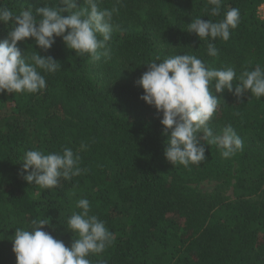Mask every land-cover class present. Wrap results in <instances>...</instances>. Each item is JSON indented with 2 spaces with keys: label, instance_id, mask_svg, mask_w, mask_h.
<instances>
[{
  "label": "trees",
  "instance_id": "16d2710c",
  "mask_svg": "<svg viewBox=\"0 0 264 264\" xmlns=\"http://www.w3.org/2000/svg\"><path fill=\"white\" fill-rule=\"evenodd\" d=\"M262 4L222 0L221 14L209 16L208 0H98L99 10L113 12V31L107 55L101 49L96 61L77 55L61 37L47 51L31 37L18 42L22 52L52 56L61 66L55 73L41 70L46 89L38 93H0V264H17L11 237L33 219H47L43 230L70 246L76 237L66 223L82 211L76 207L81 198L114 237L102 254L88 257L92 264H264V97L246 92L238 99L213 87L220 100L209 127L219 136L231 124L243 150L225 159L201 140L206 160L184 167L167 160L171 130L163 133L162 113L141 99L136 83L148 70L145 63L177 54L232 68L237 76L264 68ZM44 6L45 0H0L14 14ZM78 6L88 7L85 0ZM230 8L239 10L240 23L228 41H202L187 31L192 19L216 22ZM12 27L0 22V39ZM209 42L218 49L214 57ZM5 102L11 111H3ZM65 148L79 155L80 175L61 178L53 189L21 175L27 150ZM206 180L232 188L234 198L199 191L195 185Z\"/></svg>",
  "mask_w": 264,
  "mask_h": 264
},
{
  "label": "clouds",
  "instance_id": "9594fccd",
  "mask_svg": "<svg viewBox=\"0 0 264 264\" xmlns=\"http://www.w3.org/2000/svg\"><path fill=\"white\" fill-rule=\"evenodd\" d=\"M46 6L35 10H21L19 14L0 7V22H11L12 29L0 39V93L35 94L46 89L44 73H55L61 64L52 56H43L38 51L26 54L18 42L34 38L44 51L51 49L56 37H61L69 49L77 55L88 54L93 61L101 58L111 40L113 12L99 10L98 0H85L87 8L78 6L79 0H59L64 7ZM212 5L209 16L221 14L222 0H208ZM69 13L64 15V13ZM240 23V12L230 8L222 20L192 19L187 31L195 32L200 40L230 39V32ZM208 55L216 56L218 49L208 43ZM148 70L137 80L144 90L141 99L162 113L161 124L167 140L165 156L173 165L200 164L206 160L205 141L215 145L222 158H230L243 150V142L231 124L223 128L222 135H214L209 121L216 113L219 98L213 94L225 89L239 99L246 92L256 98L264 97V68L245 69L238 76L234 69H215L197 56L177 54L145 63ZM237 81L233 90V81ZM203 134L202 136L200 134ZM21 175L29 183L43 189L58 187L61 178L70 180L81 174L80 157L71 148L62 153H47L42 150H27L23 156ZM30 170V171H29ZM74 195V194H73ZM80 212H73L66 225L75 234L70 246L43 230L47 219H33L30 228H15L11 237L17 264H92L90 255H100L113 242V234L97 216L90 215L87 198L76 201ZM3 237L0 236V239ZM106 264V261H101Z\"/></svg>",
  "mask_w": 264,
  "mask_h": 264
},
{
  "label": "rangeland",
  "instance_id": "374dc122",
  "mask_svg": "<svg viewBox=\"0 0 264 264\" xmlns=\"http://www.w3.org/2000/svg\"><path fill=\"white\" fill-rule=\"evenodd\" d=\"M264 16V11H263ZM11 104L9 102L4 103L3 111L9 112L11 111ZM199 191H202L204 193H215L217 190H220V194H223L224 199L231 200L234 198L232 188L221 186L217 181L215 180H206L199 184L195 185Z\"/></svg>",
  "mask_w": 264,
  "mask_h": 264
},
{
  "label": "built area",
  "instance_id": "2783aa9c",
  "mask_svg": "<svg viewBox=\"0 0 264 264\" xmlns=\"http://www.w3.org/2000/svg\"><path fill=\"white\" fill-rule=\"evenodd\" d=\"M263 11H264V4H262L259 9H258V13H259V16L264 19V16H263Z\"/></svg>",
  "mask_w": 264,
  "mask_h": 264
}]
</instances>
